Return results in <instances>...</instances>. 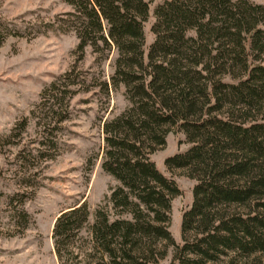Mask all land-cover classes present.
I'll use <instances>...</instances> for the list:
<instances>
[{
	"label": "trees",
	"instance_id": "obj_1",
	"mask_svg": "<svg viewBox=\"0 0 264 264\" xmlns=\"http://www.w3.org/2000/svg\"><path fill=\"white\" fill-rule=\"evenodd\" d=\"M61 1L70 9L46 24L72 30L80 53L87 45L109 50L106 20L122 15L138 30L149 19L145 50L126 48V65L137 70L119 75L157 143L176 132L186 144L162 158L161 170L136 144L106 139L104 167L117 182L105 206L120 226V258L112 255V264H157L142 257L168 254L166 264H264V4L206 0L199 15L180 0ZM78 82L70 70L59 73L40 102L54 110L55 99L71 96ZM175 169L193 180L177 241L169 229L171 201L180 192ZM31 196L15 191L6 199L23 227ZM90 214L84 199L55 217L51 238L60 264L102 251L87 243Z\"/></svg>",
	"mask_w": 264,
	"mask_h": 264
},
{
	"label": "rangeland",
	"instance_id": "obj_2",
	"mask_svg": "<svg viewBox=\"0 0 264 264\" xmlns=\"http://www.w3.org/2000/svg\"><path fill=\"white\" fill-rule=\"evenodd\" d=\"M180 1L203 15L206 0ZM68 9L61 0H0V264H60L51 238L53 221L61 209L84 199L92 223L87 243L96 241L103 251L86 262L112 264V255L120 258V226L105 206V195L117 182L104 167L106 139L136 144L161 170L166 154L186 146L176 132L157 143L119 75V69L137 70L126 65L131 53L126 48L145 50L149 19L138 30L122 15L106 20L109 50L94 52L87 45L80 53L72 30L46 24ZM66 70L79 79L74 93L63 101L54 98V110L48 109L40 92ZM173 176L180 192L171 201L169 229L177 241L180 212L190 201L193 180L182 169ZM15 191L32 193L23 204L28 214L24 227L6 201ZM142 258L166 264L169 254ZM86 262L71 257L66 264Z\"/></svg>",
	"mask_w": 264,
	"mask_h": 264
}]
</instances>
